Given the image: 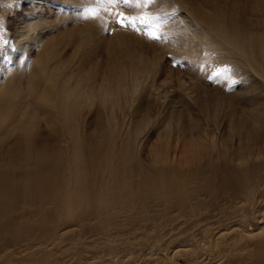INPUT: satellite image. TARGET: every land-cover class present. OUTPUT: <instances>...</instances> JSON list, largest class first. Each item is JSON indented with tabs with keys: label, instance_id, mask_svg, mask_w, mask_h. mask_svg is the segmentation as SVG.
I'll list each match as a JSON object with an SVG mask.
<instances>
[{
	"label": "bare ground",
	"instance_id": "bare-ground-1",
	"mask_svg": "<svg viewBox=\"0 0 264 264\" xmlns=\"http://www.w3.org/2000/svg\"><path fill=\"white\" fill-rule=\"evenodd\" d=\"M28 1L10 63L0 0V264H61L71 250L91 252L88 264H137L148 248L161 264H264V0L120 9L157 28V10L184 9L183 47L214 58L188 76L157 74L156 41L145 50L107 14L56 33L36 12L60 0ZM69 2L82 15L89 6ZM105 27L98 78L80 61ZM222 206L234 219L221 220Z\"/></svg>",
	"mask_w": 264,
	"mask_h": 264
},
{
	"label": "rangeland",
	"instance_id": "rangeland-1",
	"mask_svg": "<svg viewBox=\"0 0 264 264\" xmlns=\"http://www.w3.org/2000/svg\"><path fill=\"white\" fill-rule=\"evenodd\" d=\"M7 1L10 2L9 4L11 5V7L9 8V11L11 14L8 12V14H7L8 16L6 17V21H5V27H4L5 30L4 31H6L5 32L6 35L4 36L5 37L4 40L6 43L4 45L3 52L5 53L6 59L11 63L12 58H13V53L16 49V44H17L13 40V26H14V24L12 22L14 21L15 17L17 19H21V18L26 17L28 14L32 13L34 7H33L32 3L28 0H11V1L7 0ZM87 1H89V0H87ZM68 2H69V0H66V1L60 0V2H59L60 5L58 6V8L54 9L53 13H50L49 5L45 4L43 9H39L36 12V14L38 15L37 18L43 22L45 20L46 24H48V25L49 24H57L58 26H57L56 33L59 32V30H61V29H65L67 27L69 28L70 26H72V24H79V25H82L83 23L85 24V21H84L85 19L81 18L83 16L80 12L81 10L78 11L76 8H74V7L72 8L71 6H69L67 4ZM81 2L86 3V0H81ZM164 9L157 10V12L160 13L158 15L161 16L163 18L162 21L165 22V23L163 22L162 25H159V28H158V30L162 36V38L160 40L151 39V38H149V36L147 34H143V32H140L141 37L143 38L140 42L143 44L145 50L148 49L147 45L150 46L149 45L150 43H154L156 41V43H155L156 46H154V47L156 49H158L160 54H161L160 55L161 64L159 65V69H158L157 74L163 73L165 71V69L171 70L173 74L180 73L182 75L184 74L185 76H188L189 73L194 75V73H196L197 70L199 71V73L205 72V69L207 68V66L214 62V58L208 52H205V51L204 52H191L188 48L183 47L184 38H185V36H187L186 33L188 34V31L186 30L187 32H185L184 29H188V27H189V23L187 22L185 12L183 11L184 9L179 8V9H181V12H178L179 9L175 10V8H173V9L172 8H164ZM65 11H67V12H65ZM174 12H175V14H174ZM165 14H167V15L165 16ZM72 16H73V19H72ZM77 16L80 17L82 20L80 18H78ZM175 17L177 19H175ZM17 19H16V21H17ZM178 19H180V20H178ZM189 19H191V18H189ZM39 20H37V21H39ZM170 23H172V24H170ZM179 27L181 30L179 29ZM181 27H183V28H181ZM98 29H100V30H98V34H97V36L98 35L99 36H98V38L94 36V40L92 41V45H91L92 49L87 51L88 55L86 54L83 58V61H80V62L82 64L84 63L89 70L96 72V74L98 75V78H100L101 74H103V72L105 70V67H103L105 65L103 63L105 62L107 57L110 55L109 51H108V46L105 44V38L109 37L108 35H110L111 33H110V29H106V27L103 28L102 30H101V28H98ZM105 29H106V32H104ZM137 32L138 31H136L135 33L137 35H140V33L138 32L139 33L138 34ZM145 32H146V30H145ZM104 34H105V36H104ZM143 36L146 38H144ZM131 38L135 39V37H131ZM176 39H180V41L176 40ZM145 40H146V42H145ZM149 40H152V42ZM175 40H176V42H174ZM148 41H149V43H148ZM99 43H100V45H99ZM145 44H147V45L145 46ZM159 47H160V49H159ZM92 50H93V52H92ZM149 51H150V49H149ZM191 55H192V57H191ZM193 71H195V72H193ZM152 79L153 78H151V80ZM158 81H160V80H156V83ZM155 138H156V136L154 135L152 137V140H155ZM224 207L227 209V211H226V209L225 210L223 209ZM220 209L221 210H219V212L221 211V213H220L221 218H222L221 220H223L225 222H226V220L229 221L228 220L229 216H235V215L231 214V212H232L231 209L227 208L226 206H222V207H220ZM256 213L259 214V212H256ZM228 214H229V216H228ZM234 214H236V213H234ZM222 215L226 219H224ZM236 215H238V214H236ZM236 217H238V216H236ZM229 219L231 220L234 218L230 217ZM137 250L138 249H136V252H135L137 254H135V253L133 254V255H135V257H134L135 263H137V264H145V263L161 264V261L154 260L153 256H152V255H154V256L158 255L157 252L155 253V251L150 250L149 248L147 249V251L149 253H147V251H145V250H144V252H143V250L142 251L141 250L137 251ZM152 251L154 254L152 253ZM81 252H78L76 250L75 251L71 250L70 253L67 251L64 252L63 261H62L63 263H61V264H88L87 263L88 262L87 257L91 252H88L87 250H85V251L83 250ZM85 252H86L87 256H86V254H84ZM65 253H67V254H65ZM79 254H81V258H80ZM82 254H84V255H82ZM81 259H83V260H81ZM146 261H148V262H146ZM166 263L167 262H165L164 264H166ZM184 263H185V260L183 258H181L179 260V264H184Z\"/></svg>",
	"mask_w": 264,
	"mask_h": 264
},
{
	"label": "snow or ice",
	"instance_id": "snow-or-ice-1",
	"mask_svg": "<svg viewBox=\"0 0 264 264\" xmlns=\"http://www.w3.org/2000/svg\"><path fill=\"white\" fill-rule=\"evenodd\" d=\"M154 2L155 0H89V6L85 8L83 18L107 23L108 21L105 18V14H107L111 17L113 23L125 29L131 27L135 31L144 32L151 39L160 40L162 38L161 33L154 23L157 18L143 11H139L136 14H128L120 10L122 7L142 10L151 6ZM0 27H2V21H0ZM145 30L147 31L145 32ZM222 74V72L215 73L216 76Z\"/></svg>",
	"mask_w": 264,
	"mask_h": 264
}]
</instances>
